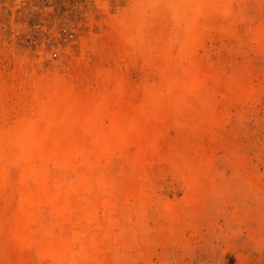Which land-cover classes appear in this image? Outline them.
<instances>
[{
    "label": "rangeland",
    "instance_id": "rangeland-1",
    "mask_svg": "<svg viewBox=\"0 0 264 264\" xmlns=\"http://www.w3.org/2000/svg\"><path fill=\"white\" fill-rule=\"evenodd\" d=\"M0 264H264V0H0Z\"/></svg>",
    "mask_w": 264,
    "mask_h": 264
}]
</instances>
